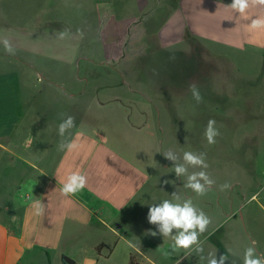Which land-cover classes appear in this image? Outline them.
Segmentation results:
<instances>
[{"label": "crops", "instance_id": "obj_1", "mask_svg": "<svg viewBox=\"0 0 264 264\" xmlns=\"http://www.w3.org/2000/svg\"><path fill=\"white\" fill-rule=\"evenodd\" d=\"M21 1L23 13L14 11V14L16 18L22 17L15 23L0 11V65L6 68L0 70V75L11 72L6 75L8 82L2 84L6 88L1 89L0 82V264H63V256L73 264H114L113 256L124 241H130L125 264H129L130 258L134 264H161L149 248L151 243L161 240L169 241L165 249L173 256L168 264H202L198 254L184 250L171 252L170 238L150 234L156 231V226L147 220L150 205L172 199L173 193L181 200L192 198L211 218L207 232L200 237L203 248L210 244L218 252H212L217 258L239 257L225 250L223 236L219 234L225 218L222 191L212 186L213 196L209 197L196 196L186 189L173 170L172 174L167 170L170 164L174 167V162L161 160L160 139L142 138L151 148L145 151L144 158L135 160L132 158L135 156L127 153L137 152V148L128 147L135 144L133 140L124 142L128 151L121 150L106 128L82 123L63 138L65 142L74 140L78 146L71 151H60L57 146L62 138L58 135V125L62 115L68 112L64 104L65 66L72 81L87 84L83 92H115L135 69L137 92H148L146 70L137 68L135 63L151 61L162 53L192 54L193 43L207 51L216 47L251 53V57L264 63V29L250 28L252 19L264 16V7L250 9L245 17L231 10L228 5L232 0ZM65 32L102 33V58L89 52L65 57L62 35ZM133 32L140 38L135 46L137 58L133 59L127 51L117 56L116 51L124 42L120 40L121 45L118 44L119 38L113 34ZM5 41L13 49L11 54L5 51ZM117 62L121 76L115 84L98 69ZM133 64L135 69L130 67ZM46 65L54 67H41ZM85 66H88L86 71ZM261 68L264 70V64ZM33 72L36 80L47 82L42 91L32 88ZM260 75L261 71L256 73V78L251 77V92H264ZM14 80L16 83L10 86ZM115 101L112 96L104 102L94 98V104L100 108ZM122 119L134 127L129 116ZM140 119L133 118L135 123ZM72 171L84 174L87 184L77 195L65 197L60 188ZM164 175L168 176L165 182ZM257 176L252 167L251 178ZM251 186L253 192L264 193V179ZM36 199L45 204L41 216L34 215L30 206ZM254 205L252 228L256 223L255 209L264 213V201ZM100 232L106 233L104 237L109 241L93 244V254L88 257L78 255L81 245ZM129 235L138 239L130 240ZM257 235L251 231V242L255 241L256 246ZM99 245L102 247L97 250Z\"/></svg>", "mask_w": 264, "mask_h": 264}, {"label": "rangeland", "instance_id": "obj_2", "mask_svg": "<svg viewBox=\"0 0 264 264\" xmlns=\"http://www.w3.org/2000/svg\"><path fill=\"white\" fill-rule=\"evenodd\" d=\"M23 4L20 0H0V11L5 13L6 19L15 23L22 16L19 15L16 18L14 11L23 13ZM113 35L119 38L118 44L121 45L120 40L124 42L122 48L117 49V56L127 51L132 54L133 59L137 58L135 46L140 38L136 33ZM63 39L65 57L86 55L88 52L98 53L97 55H101V58L103 56L102 33L65 32ZM127 46L130 47L128 50L125 48ZM191 48L192 54L174 56L171 53H162L145 63L133 62L137 64V68L140 66L146 70L145 87L148 92H137L139 85L134 64L130 67L135 70L124 78L125 82L115 92H102L101 90L83 92L87 89V84L83 81H72L70 70L68 71V66H65L64 104L65 111L68 109L65 116H74L76 125L84 123L106 128L104 130L109 131L115 137L117 148L125 151H128L130 146L137 148L136 153H131L130 150L127 152L130 157H132L131 154L135 156V158L132 157L135 160L144 158L145 151L151 148L145 144L146 140L142 139L149 137L160 139V158L166 163L168 159L165 158L163 152L169 150L176 153L181 161L184 151L206 153L208 167L203 170L214 181L212 186L221 190L223 195L222 205L225 218L219 232L224 240L222 245L225 250L239 255V257L236 255V258L227 256L225 264H243V253L245 248L251 244L252 230L256 231L259 237L256 249L258 253L264 254V213L258 208L254 212L256 220L254 228L251 226V207L255 208L254 204L259 205L264 201V193H255L251 190L252 183L257 184L264 179V92H251V77L256 78V73L259 74L261 71L262 75L259 78L264 88V70H260L264 63L259 58L251 57V53H239L216 47H210L207 51L195 43ZM118 63L120 62L107 63V67H100L98 72L100 71L102 76L111 78L117 84L121 76ZM41 67L52 69L54 66ZM72 67L74 66H69L70 69ZM84 68L86 71L88 66ZM4 69H6L4 65H0V70ZM187 69H190V72H187ZM156 71L159 73L157 74ZM10 73L4 72L0 75L1 89L6 88L2 84L8 82L9 77L6 78V75ZM91 73L93 72L90 68ZM37 80L33 72V90L42 91L47 87L45 80L41 78ZM16 81H11L10 86ZM192 84L197 86L203 97L199 103L192 97L190 90ZM71 94L73 98L70 97ZM111 96L117 101L105 104L103 108L94 104V98L104 102L105 98ZM125 115L129 116V123L135 128L129 127L124 122L122 118ZM134 117H141L139 123L134 122ZM86 119L91 123L84 122L87 121ZM210 119L216 121V127L220 132V135L216 137V143L211 145L207 143L204 136L207 122ZM131 140L134 141L135 144H132L134 146L128 145L127 147L124 142H131ZM252 167L259 175L256 179L251 178ZM167 170L169 174H172L173 166L170 164ZM22 179L24 181L25 176ZM167 179L168 176H165L164 182ZM180 179L184 185L186 177H180ZM224 185L230 187L222 188ZM213 192L210 190L206 195L213 196ZM254 196L256 198L252 199ZM105 235L106 233L100 232L85 241L78 255L82 257L92 255L93 244L101 240L109 241L104 237ZM129 236L130 240L138 239L137 236ZM129 242L124 241L118 246L116 255L113 256L114 264H125L130 250ZM167 243H169L168 240H161L158 243H151L149 247L151 255L155 256L161 264H168L173 256H163L168 250L165 249ZM213 250L209 244L206 249L204 248L203 255L206 257ZM202 262L206 264V260Z\"/></svg>", "mask_w": 264, "mask_h": 264}, {"label": "clouds", "instance_id": "obj_3", "mask_svg": "<svg viewBox=\"0 0 264 264\" xmlns=\"http://www.w3.org/2000/svg\"><path fill=\"white\" fill-rule=\"evenodd\" d=\"M231 10L239 14V16H247L252 8L264 7V0H232L228 5ZM250 28L253 30L264 29V16H258L252 19ZM63 35V34H62ZM5 51L11 54L13 49L5 41ZM192 97L197 103L201 102L203 97L195 84L190 85ZM76 127L75 117L71 115H62L61 123L58 125V135L62 138L58 144V150L71 151L78 145L74 140L64 141L67 133ZM77 135H83L78 133ZM220 135L219 129L216 127V121L210 119L207 122L204 136L209 145L216 143V137ZM166 159L174 162L173 172L180 177H186L184 187L190 189L196 196H204L211 190L214 181L210 178L208 173L203 169H207L205 154L195 153L192 151H184L181 158L176 153L169 150L163 152ZM193 169V171H189ZM195 169H201L196 171ZM87 184V177L78 171H72L67 174L60 192L65 197H71L81 192ZM229 185H224L222 188H228ZM172 199H164L159 203L150 205L147 220L150 224L156 226V231H151L152 236L157 234L164 238H170L172 241L171 252H178L184 250L185 252L196 253L200 256L202 261L206 260V264H225L227 260L226 255L217 258L216 253L209 252L205 257L203 255V243L200 240L201 235L207 232L211 224V218L194 203L192 198H184L176 193L172 194ZM254 196L252 199H255ZM34 210V215L41 216L45 212V204L39 200H33L31 205ZM165 257L170 255L169 252H164ZM243 264H264V254L258 253L256 249V242L245 248L243 253Z\"/></svg>", "mask_w": 264, "mask_h": 264}, {"label": "water", "instance_id": "obj_4", "mask_svg": "<svg viewBox=\"0 0 264 264\" xmlns=\"http://www.w3.org/2000/svg\"><path fill=\"white\" fill-rule=\"evenodd\" d=\"M62 260H63V264H73V261L67 258L66 256H63Z\"/></svg>", "mask_w": 264, "mask_h": 264}, {"label": "trees", "instance_id": "obj_5", "mask_svg": "<svg viewBox=\"0 0 264 264\" xmlns=\"http://www.w3.org/2000/svg\"><path fill=\"white\" fill-rule=\"evenodd\" d=\"M100 247H102V245H99V246H97V250H98V249H100ZM129 264H134V262H133V259H132V258H130V260H129Z\"/></svg>", "mask_w": 264, "mask_h": 264}]
</instances>
